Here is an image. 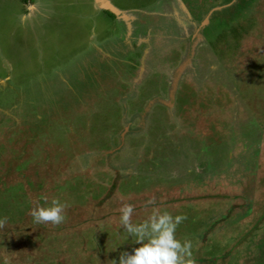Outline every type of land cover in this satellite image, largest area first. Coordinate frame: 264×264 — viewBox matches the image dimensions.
Listing matches in <instances>:
<instances>
[{
    "label": "rangeland",
    "instance_id": "374dc122",
    "mask_svg": "<svg viewBox=\"0 0 264 264\" xmlns=\"http://www.w3.org/2000/svg\"><path fill=\"white\" fill-rule=\"evenodd\" d=\"M107 3L0 0V264H111L124 203L183 214L195 264H264V0Z\"/></svg>",
    "mask_w": 264,
    "mask_h": 264
},
{
    "label": "clouds",
    "instance_id": "9594fccd",
    "mask_svg": "<svg viewBox=\"0 0 264 264\" xmlns=\"http://www.w3.org/2000/svg\"><path fill=\"white\" fill-rule=\"evenodd\" d=\"M26 13L19 16L21 22L36 9L35 4H28ZM146 204H154L153 200ZM65 205L56 199L50 204L30 208L28 215L34 223L51 222L53 225L64 220ZM119 223L124 231L134 239L136 247L131 251H121L118 257L110 259L111 264H195L192 259V243L188 239L181 241L176 236L177 226L186 217L183 214L173 216L168 211L153 208L151 214L141 223L130 222L133 205L124 203L119 208Z\"/></svg>",
    "mask_w": 264,
    "mask_h": 264
},
{
    "label": "crops",
    "instance_id": "0c3cea01",
    "mask_svg": "<svg viewBox=\"0 0 264 264\" xmlns=\"http://www.w3.org/2000/svg\"><path fill=\"white\" fill-rule=\"evenodd\" d=\"M104 1V0H103ZM107 1H110V0H105V2L107 3ZM107 4H109V3H107ZM27 5V4H26ZM25 5V6H26ZM110 6H113L112 7V11L113 12H115V13H117L118 12V10L120 11L122 8H118L117 6H115L114 4H110ZM126 10H128V9H126ZM130 11H131V9H130ZM119 13V12H118ZM129 14V16L131 15L130 13H128ZM150 15V14H149ZM121 16V15H120ZM120 16H118V18L120 17ZM151 16V15H150ZM132 18L130 17V27H132V24L133 25H136L137 23H138V20H131ZM121 20H123V19H121ZM126 24V23H125ZM128 26H129V24H127ZM155 25H156V22H155ZM129 34H130V30H129Z\"/></svg>",
    "mask_w": 264,
    "mask_h": 264
},
{
    "label": "trees",
    "instance_id": "16d2710c",
    "mask_svg": "<svg viewBox=\"0 0 264 264\" xmlns=\"http://www.w3.org/2000/svg\"><path fill=\"white\" fill-rule=\"evenodd\" d=\"M21 2L23 3V4H32V2H33V0H21Z\"/></svg>",
    "mask_w": 264,
    "mask_h": 264
}]
</instances>
